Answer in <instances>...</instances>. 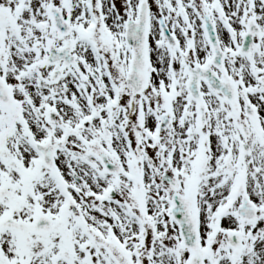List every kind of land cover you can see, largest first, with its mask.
I'll list each match as a JSON object with an SVG mask.
<instances>
[{"label": "snow or ice", "instance_id": "1", "mask_svg": "<svg viewBox=\"0 0 264 264\" xmlns=\"http://www.w3.org/2000/svg\"><path fill=\"white\" fill-rule=\"evenodd\" d=\"M0 264H264V0H0Z\"/></svg>", "mask_w": 264, "mask_h": 264}]
</instances>
